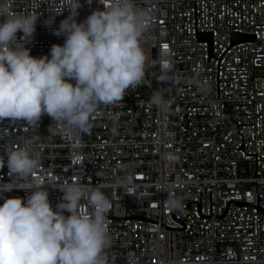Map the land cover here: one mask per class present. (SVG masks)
<instances>
[{"label":"built area","instance_id":"1","mask_svg":"<svg viewBox=\"0 0 264 264\" xmlns=\"http://www.w3.org/2000/svg\"><path fill=\"white\" fill-rule=\"evenodd\" d=\"M138 4L151 15L143 84L100 105L86 131L47 115L39 126L0 121V164L14 149L36 155L32 179L53 206L65 183L99 186L110 201L114 264H264V0ZM81 5L77 22L103 8L98 0ZM64 7L65 0H11L13 14L40 15L25 45L32 56H50L53 44L64 43L54 34L69 15ZM53 8L62 13L47 27ZM162 50L174 66L167 81L159 78ZM154 92L164 109L150 103ZM0 185L23 182L5 164ZM27 195L0 193V205Z\"/></svg>","mask_w":264,"mask_h":264},{"label":"clouds","instance_id":"2","mask_svg":"<svg viewBox=\"0 0 264 264\" xmlns=\"http://www.w3.org/2000/svg\"><path fill=\"white\" fill-rule=\"evenodd\" d=\"M98 3L102 9L77 22L81 0H65L69 15L54 29L64 43L53 44L50 56L35 57L25 45L32 42L40 15L13 14L11 0H0V121L39 126L47 115L52 124L86 131L100 105L121 102L129 89L143 84L149 55L142 37L150 27V12L138 0ZM49 11L47 27L62 13ZM158 63L159 78L171 79L174 66L166 51ZM150 103L161 109L167 105L159 92ZM5 164L23 186L0 185V193L23 189L29 195L4 198L0 205V264H114L107 253L110 201L99 186L65 183L58 187L63 196L53 206L49 191L32 179L40 166L36 155L27 148L14 149L0 167ZM82 201L89 211L83 210Z\"/></svg>","mask_w":264,"mask_h":264},{"label":"snow or ice","instance_id":"3","mask_svg":"<svg viewBox=\"0 0 264 264\" xmlns=\"http://www.w3.org/2000/svg\"><path fill=\"white\" fill-rule=\"evenodd\" d=\"M164 47H165V48H167V47H168V45H167V44H165V45H164Z\"/></svg>","mask_w":264,"mask_h":264}]
</instances>
